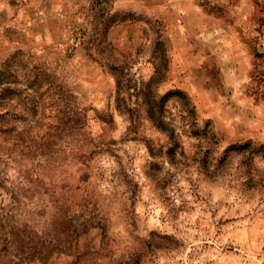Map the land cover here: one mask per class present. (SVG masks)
<instances>
[{
  "label": "rangeland",
  "instance_id": "374dc122",
  "mask_svg": "<svg viewBox=\"0 0 264 264\" xmlns=\"http://www.w3.org/2000/svg\"><path fill=\"white\" fill-rule=\"evenodd\" d=\"M0 264H264V0H0Z\"/></svg>",
  "mask_w": 264,
  "mask_h": 264
}]
</instances>
